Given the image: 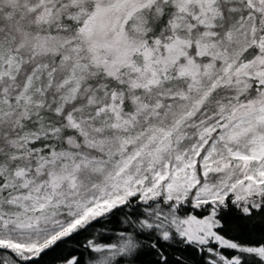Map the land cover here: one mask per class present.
I'll return each instance as SVG.
<instances>
[{
    "label": "snow or ice",
    "instance_id": "6c2138e0",
    "mask_svg": "<svg viewBox=\"0 0 264 264\" xmlns=\"http://www.w3.org/2000/svg\"><path fill=\"white\" fill-rule=\"evenodd\" d=\"M0 264H264V0H0Z\"/></svg>",
    "mask_w": 264,
    "mask_h": 264
}]
</instances>
